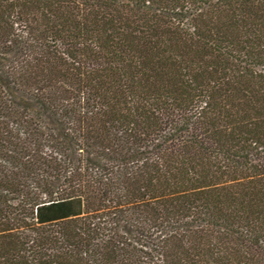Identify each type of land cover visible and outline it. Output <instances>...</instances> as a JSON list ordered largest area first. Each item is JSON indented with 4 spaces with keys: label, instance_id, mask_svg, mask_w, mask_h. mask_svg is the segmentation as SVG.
<instances>
[{
    "label": "trees",
    "instance_id": "obj_1",
    "mask_svg": "<svg viewBox=\"0 0 264 264\" xmlns=\"http://www.w3.org/2000/svg\"><path fill=\"white\" fill-rule=\"evenodd\" d=\"M0 264H264V0H0Z\"/></svg>",
    "mask_w": 264,
    "mask_h": 264
}]
</instances>
